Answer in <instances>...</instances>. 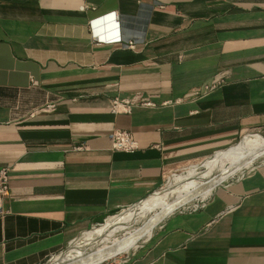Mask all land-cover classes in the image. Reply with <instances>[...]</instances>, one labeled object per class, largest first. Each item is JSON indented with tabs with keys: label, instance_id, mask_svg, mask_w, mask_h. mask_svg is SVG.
I'll return each instance as SVG.
<instances>
[{
	"label": "crops",
	"instance_id": "0c3cea01",
	"mask_svg": "<svg viewBox=\"0 0 264 264\" xmlns=\"http://www.w3.org/2000/svg\"><path fill=\"white\" fill-rule=\"evenodd\" d=\"M254 129L264 0H0V264H42L167 167ZM116 130L137 147L114 149ZM209 196L104 264H264V162Z\"/></svg>",
	"mask_w": 264,
	"mask_h": 264
},
{
	"label": "bare ground",
	"instance_id": "6f19581e",
	"mask_svg": "<svg viewBox=\"0 0 264 264\" xmlns=\"http://www.w3.org/2000/svg\"><path fill=\"white\" fill-rule=\"evenodd\" d=\"M262 156L264 135L247 134L238 143L216 150L212 157L190 165L188 170L185 168L186 174L173 177L166 189L154 191L121 216L85 232L82 239L72 242L69 248L44 264H98L134 249L142 237L150 238L156 226L170 214L184 209L193 200H205L214 188L251 167L253 161ZM200 167L205 171L199 172ZM149 211L153 213L146 217ZM139 217L140 223L136 224ZM119 231L121 233L116 235Z\"/></svg>",
	"mask_w": 264,
	"mask_h": 264
},
{
	"label": "rangeland",
	"instance_id": "374dc122",
	"mask_svg": "<svg viewBox=\"0 0 264 264\" xmlns=\"http://www.w3.org/2000/svg\"><path fill=\"white\" fill-rule=\"evenodd\" d=\"M254 133H261V135H264V129L248 130V131H246V132L240 134L239 136H237L236 139H234V140H232V141H229L227 144H225V145H223V146H221V147L215 148V150H214V149L209 150L208 152H206V153H207L206 155L202 154L201 156L196 157V158H194V159L186 160L185 162H182V163H176V164H173V165L167 167L166 170H165L164 178H163L161 184H160L155 190H153L152 192H150V194H148L145 198H147L149 195H151V194H152L154 191H156V190H162V189H164V188L166 189L167 186L170 184V182L173 181V177H175L176 175H185L186 172H187V170H188V167H189L190 165H192V164H196V163H198V162H202V161H204V160H206V159L212 157L213 153H214L216 150L225 149V148H227L228 146H231V145H233V144L238 143L239 141H241L242 138H243L245 135H247V134H254ZM201 153H205V152H201ZM263 162H264V156L257 158L256 160L253 161L252 164H254V165H258V164H261V163H263ZM185 168H186L187 170H186ZM245 169H246V168H245ZM198 171H199V172H203V171H205V168H204V167H200V168L198 169ZM237 173H238V172H237ZM237 173H235L233 176H231V178L236 177V176L238 175ZM174 174H175V175H174ZM173 175H174V176H173ZM169 176H170V177H169ZM231 178L229 177V179H227V180H230ZM169 181H170V182H169ZM209 195H210V194H209ZM145 198H144V199H145ZM142 200H143V199H142ZM203 202H204V200H203V201H202V200H199V199H197V200H193V201H191V203L188 204V206H186L184 209H182V210H180V211L191 210V209H193V208H197V206H198V205L200 206ZM132 206H133V205H131V206H129V207H126V208H123V209H121V210L114 211L113 213H111V214H109L108 216H106L105 218H103L101 221H99V222H95V223H91V224H89L88 226L84 227L80 232H78V233L76 234V236L73 238V240H72L69 244H67L66 247H64V248H63L62 250H60L59 252L66 250V249L69 248L70 245L73 244L75 241L80 240V238L82 239L83 234H84L85 232L90 231L91 229H94V228H98V227H100L101 225H103V224H105L106 222H108L109 219H112V218H115V217L121 216V215L124 214L125 212L129 211V209H130ZM178 212H179V211H178ZM152 213H153V211H149V212H147L146 217H147L148 215H151ZM140 220H141V219H140V217H139V218L136 220V224H139V223H140ZM138 222H139V223H138ZM159 227H160L159 225L156 226V228L154 229V231H153V233H152V235H151L150 238H146L145 236L142 237V238L140 239V242L138 243L139 245H137L136 248L127 251L128 253H127V252H124V253H121L120 255L118 254V255H116L115 257L105 259V260H103L102 262H100V263H98V264H104V263H107V262H112L113 260L121 259V258H125V257H128L129 255L133 254V252H135L136 250L140 249L142 246H145L146 244H148V243L151 241L152 237L155 235V233H156V231L159 229ZM123 232H124V231H123ZM119 233H121V231H119L118 233H116V235H118ZM143 238H144V239H143ZM76 239H77V240H76ZM146 240H147V241H146ZM72 242H73V243H72ZM59 252H57V253H59ZM57 253H55V254H53V255H56ZM53 255H52V256H53ZM52 256H50V257H49L46 261H44L42 264L46 263V262H47Z\"/></svg>",
	"mask_w": 264,
	"mask_h": 264
},
{
	"label": "built area",
	"instance_id": "2783aa9c",
	"mask_svg": "<svg viewBox=\"0 0 264 264\" xmlns=\"http://www.w3.org/2000/svg\"><path fill=\"white\" fill-rule=\"evenodd\" d=\"M101 39L98 37L97 40L99 41ZM102 39H106L108 41L112 42H121V37L119 35H110L105 36V38L102 36ZM127 46H131V42L128 41ZM32 84H35L34 80H31ZM128 100H119L118 98H114L111 101L110 109L113 113H116L121 110L128 111ZM143 105H151L150 102H143L141 103ZM125 107V108H124ZM123 108V109H122ZM110 140L112 147L114 149L124 150V151H132L137 147L136 141L134 140L133 136L125 130H116L110 135ZM83 146H77L74 147L75 149H80ZM10 168L9 167H2L0 168V218L4 216V214L7 212V210L2 208V198L8 195L9 193V186H8V172ZM199 206V205H198ZM197 206V207H198ZM196 209V208H193Z\"/></svg>",
	"mask_w": 264,
	"mask_h": 264
},
{
	"label": "clouds",
	"instance_id": "9594fccd",
	"mask_svg": "<svg viewBox=\"0 0 264 264\" xmlns=\"http://www.w3.org/2000/svg\"><path fill=\"white\" fill-rule=\"evenodd\" d=\"M115 17V16H114ZM198 208V207H197Z\"/></svg>",
	"mask_w": 264,
	"mask_h": 264
}]
</instances>
